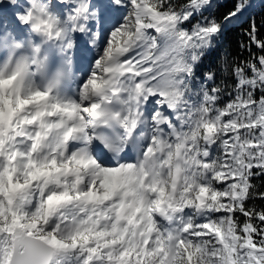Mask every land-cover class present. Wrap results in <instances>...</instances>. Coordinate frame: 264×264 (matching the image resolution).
<instances>
[{"label":"snow or ice","instance_id":"6c2138e0","mask_svg":"<svg viewBox=\"0 0 264 264\" xmlns=\"http://www.w3.org/2000/svg\"><path fill=\"white\" fill-rule=\"evenodd\" d=\"M0 264H264V0H0Z\"/></svg>","mask_w":264,"mask_h":264},{"label":"trees","instance_id":"16d2710c","mask_svg":"<svg viewBox=\"0 0 264 264\" xmlns=\"http://www.w3.org/2000/svg\"><path fill=\"white\" fill-rule=\"evenodd\" d=\"M239 40V34L238 33H233L230 34L229 37L227 38V43L232 47L235 48L236 43Z\"/></svg>","mask_w":264,"mask_h":264}]
</instances>
